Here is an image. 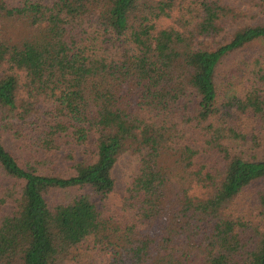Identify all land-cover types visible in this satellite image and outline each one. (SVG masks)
<instances>
[{
	"label": "trees",
	"instance_id": "16d2710c",
	"mask_svg": "<svg viewBox=\"0 0 264 264\" xmlns=\"http://www.w3.org/2000/svg\"><path fill=\"white\" fill-rule=\"evenodd\" d=\"M252 1L0 0V264H264Z\"/></svg>",
	"mask_w": 264,
	"mask_h": 264
},
{
	"label": "rangeland",
	"instance_id": "374dc122",
	"mask_svg": "<svg viewBox=\"0 0 264 264\" xmlns=\"http://www.w3.org/2000/svg\"><path fill=\"white\" fill-rule=\"evenodd\" d=\"M225 2L227 4H231L233 6L238 7L241 10L246 11L249 14V16H252L254 15V13L257 12V8L255 7V5H253L252 0H225ZM262 14L263 12L258 14L257 17L258 18L263 17L264 14L263 15ZM261 46H262L261 49H264V43L261 44ZM257 151L258 149H255V152ZM134 166H135V161L129 155H124L118 160L115 171H114L115 190L110 196V201H109L110 205L112 206L115 205V203L121 197L124 187L126 186V183L128 181V177L131 173V170L134 168ZM238 204L241 206L245 205L247 211L249 210L251 211L252 209V206H249V203L244 200L240 201Z\"/></svg>",
	"mask_w": 264,
	"mask_h": 264
}]
</instances>
